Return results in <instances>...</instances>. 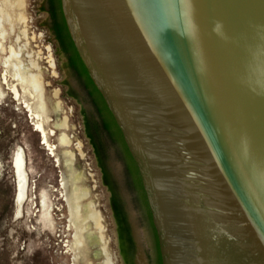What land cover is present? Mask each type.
<instances>
[{"label":"water","instance_id":"95a60500","mask_svg":"<svg viewBox=\"0 0 264 264\" xmlns=\"http://www.w3.org/2000/svg\"><path fill=\"white\" fill-rule=\"evenodd\" d=\"M61 7L137 167L161 263L264 264V0Z\"/></svg>","mask_w":264,"mask_h":264},{"label":"rangeland","instance_id":"374dc122","mask_svg":"<svg viewBox=\"0 0 264 264\" xmlns=\"http://www.w3.org/2000/svg\"><path fill=\"white\" fill-rule=\"evenodd\" d=\"M50 25L47 0H0V264H124L116 214L133 264H155L119 147L89 124L95 112Z\"/></svg>","mask_w":264,"mask_h":264},{"label":"trees","instance_id":"16d2710c","mask_svg":"<svg viewBox=\"0 0 264 264\" xmlns=\"http://www.w3.org/2000/svg\"><path fill=\"white\" fill-rule=\"evenodd\" d=\"M49 5V13L52 20V30L56 35L62 50L68 55L69 67L74 70L75 74L80 78L89 93L93 97L99 111L104 116V128L109 131L114 141L118 144L121 155L126 163L128 173L132 182V186L135 188L138 194V200L143 209H145L147 219L154 232L156 238L157 253H159V264H161L158 240L155 229L152 224L151 214L148 208L145 193L143 191L142 183L139 177L137 167L127 149V146L123 140L122 134L112 116L109 109L107 108L103 97L91 80L87 69L85 68L75 45L70 37L63 12L61 7V0H47Z\"/></svg>","mask_w":264,"mask_h":264},{"label":"flooded vegetation","instance_id":"af4514ba","mask_svg":"<svg viewBox=\"0 0 264 264\" xmlns=\"http://www.w3.org/2000/svg\"><path fill=\"white\" fill-rule=\"evenodd\" d=\"M48 11H49V5H48ZM49 21H50V31L52 32L53 34V37H54V41L57 43V48L58 50L64 55L65 59H66V65L69 69H71L69 67V58H68V55L62 50L61 48V45L56 37V35L54 34L53 30H52V20H51V16H50V13H49ZM72 70V69H71ZM74 72V70H72ZM75 73V72H74ZM77 76V75H76ZM77 80L82 84L84 90H85V93H86V96L88 97L89 101H90V104H91V108L94 110L95 113L93 112H89L88 114V120L90 121V125L91 127L94 129V131L99 135L100 133H105V135H107V137H109V140L112 144L114 145H117L118 144L114 141V139L112 138L111 134L109 133V131H107L105 128H104V116L101 114V112L99 111V108L97 107L93 97L91 96V94L89 93L88 89L85 87V85L83 84V82L80 80V78L77 76ZM87 123V124H88ZM88 128V127H87ZM88 134L90 136H92L90 130L88 129L87 130ZM120 151V150H119ZM121 153V152H120ZM122 156V155H121ZM123 158V157H122ZM123 162H124V166H125V170H126V173H127V178H129L130 182H131V179H130V175L128 173V170H127V166H126V163L123 159ZM132 184V182H131ZM137 192V191H136ZM138 196V194H137ZM116 219L118 220V226H119V232H118V236H119V247H120V254L122 256V259L124 261V264H133V254L134 253H128V250L130 248V251L132 249H134V245L131 243V240H130V231L128 229V226L124 223V220L122 219V217L118 214H116ZM152 229V228H151ZM153 231V230H152ZM153 235H154V232H153ZM124 237V239H123ZM154 242H155V246H156V238H155V235H154ZM126 242V244H125ZM123 245V246H122ZM124 247V249H123ZM161 258V257H160ZM155 264H159V253H157V248H156V262ZM162 264V263H161Z\"/></svg>","mask_w":264,"mask_h":264},{"label":"bare ground","instance_id":"6f19581e","mask_svg":"<svg viewBox=\"0 0 264 264\" xmlns=\"http://www.w3.org/2000/svg\"><path fill=\"white\" fill-rule=\"evenodd\" d=\"M10 90L13 92L14 91V87H10ZM37 130L43 131L42 126L40 124L36 125ZM42 133V132H41ZM45 133V132H43ZM44 140L46 141V139L44 138ZM17 158L15 159V163H16V168L18 169V179H19V187H18V203H21L24 198H25V194H24V189H25V179L23 178V173L25 171V166H26V162H24V159H22V156L20 155V153H17ZM24 158V156H23ZM22 169V170H21Z\"/></svg>","mask_w":264,"mask_h":264}]
</instances>
